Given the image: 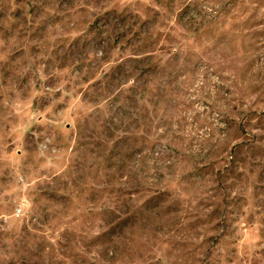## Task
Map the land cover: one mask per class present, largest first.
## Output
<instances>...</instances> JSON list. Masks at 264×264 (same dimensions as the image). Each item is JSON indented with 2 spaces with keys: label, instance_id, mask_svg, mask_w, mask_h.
<instances>
[{
  "label": "rangeland",
  "instance_id": "374dc122",
  "mask_svg": "<svg viewBox=\"0 0 264 264\" xmlns=\"http://www.w3.org/2000/svg\"><path fill=\"white\" fill-rule=\"evenodd\" d=\"M0 264H264V0H0Z\"/></svg>",
  "mask_w": 264,
  "mask_h": 264
}]
</instances>
